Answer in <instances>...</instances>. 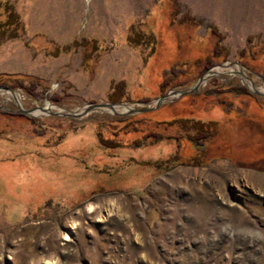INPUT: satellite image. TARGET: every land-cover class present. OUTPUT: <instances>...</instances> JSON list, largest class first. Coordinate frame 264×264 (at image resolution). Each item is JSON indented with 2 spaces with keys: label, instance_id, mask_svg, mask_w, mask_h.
I'll list each match as a JSON object with an SVG mask.
<instances>
[{
  "label": "rangeland",
  "instance_id": "374dc122",
  "mask_svg": "<svg viewBox=\"0 0 264 264\" xmlns=\"http://www.w3.org/2000/svg\"><path fill=\"white\" fill-rule=\"evenodd\" d=\"M207 68L139 113L0 92V264H264V0H0L23 108L153 106Z\"/></svg>",
  "mask_w": 264,
  "mask_h": 264
},
{
  "label": "water",
  "instance_id": "95a60500",
  "mask_svg": "<svg viewBox=\"0 0 264 264\" xmlns=\"http://www.w3.org/2000/svg\"><path fill=\"white\" fill-rule=\"evenodd\" d=\"M228 63H220L218 66H226ZM210 68L205 69V71H203L201 74L198 75V77L196 78V80L189 85L186 88L183 89H170L168 91H166L165 93H163L162 95H160L159 97H157L154 100V104L153 106H142V107H137V108H131L129 106H127L125 103L122 102H88L80 107H76L74 109L71 108H64L61 107L58 110L52 111L49 107V104L46 103L45 106H36L33 108H23L21 107L18 103H16V111L17 112H21L27 116H33L35 114H33L34 111H38V114H42V113H46V114H51V115H58V116H63L66 118H78L88 112L91 111H95V110H104V109H108L110 110L112 113L115 114H122L124 112H130V113H139V112H145L148 110H152L156 107H158L160 104L164 103L165 101L170 100L173 97H178L184 94H188V93H192L195 92L199 85L204 82L206 79H208L212 74L207 73L209 72ZM250 82L248 88L250 89L251 92H253L254 94L257 95H264V91H259L255 88L254 84L248 80ZM0 91H9V92H14L12 89L10 88H6V87H2L0 86ZM115 105H124L126 107L125 111H116L114 110V106Z\"/></svg>",
  "mask_w": 264,
  "mask_h": 264
},
{
  "label": "trees",
  "instance_id": "16d2710c",
  "mask_svg": "<svg viewBox=\"0 0 264 264\" xmlns=\"http://www.w3.org/2000/svg\"><path fill=\"white\" fill-rule=\"evenodd\" d=\"M136 35V37H134L133 39H135V41H137V33H135ZM165 80H163L160 84H159V87H162L164 84H165ZM109 98L110 99H112V100H116L117 98H118V96L117 95H112V94H110L109 95ZM203 125V123L202 122H197V121H194L193 122V126H194V128H196V133H194V134H192V135H189L188 136V139H190L192 142H194L195 144H200V142L202 141V140H204L205 138H207V137H209L211 134H212V132L210 131V130H208L207 128H206V130H202L201 129V126Z\"/></svg>",
  "mask_w": 264,
  "mask_h": 264
},
{
  "label": "bare ground",
  "instance_id": "6f19581e",
  "mask_svg": "<svg viewBox=\"0 0 264 264\" xmlns=\"http://www.w3.org/2000/svg\"><path fill=\"white\" fill-rule=\"evenodd\" d=\"M219 67H223V66H219ZM218 72H220V71H218V70H214V72H208V73H210V74H212V75H214V74H217ZM249 83V82H248ZM250 84V83H249ZM1 93H4L5 95H9V96H11V97H13V98H15L16 99V103H18V104H20V98H19V94L17 93V92H9V91H0ZM122 106H124V105H115L114 106V110H116V111H119L121 108H122ZM53 108H51V110H52ZM33 114H38V111H34L33 112ZM65 239H67V237H65ZM51 263H53V264H55L54 262H51Z\"/></svg>",
  "mask_w": 264,
  "mask_h": 264
}]
</instances>
